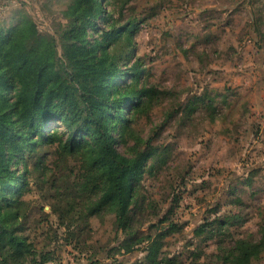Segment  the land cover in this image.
<instances>
[{"label": "rangeland", "instance_id": "obj_1", "mask_svg": "<svg viewBox=\"0 0 264 264\" xmlns=\"http://www.w3.org/2000/svg\"><path fill=\"white\" fill-rule=\"evenodd\" d=\"M69 2L0 0V28L9 35L32 21L59 42ZM101 2L100 27L137 24L130 39L120 32L114 41L123 51L121 74L139 62V79L131 84L128 74L110 90H154L151 100L127 112L131 130L116 142L129 157L152 147L141 181L146 204L137 217L146 239L119 252L124 235L114 217L95 213L85 199L89 227L80 232L81 224L68 242L33 174L26 196L33 206L30 240L38 251L51 252L48 263L54 264H153L146 256L156 240L160 264H264V0ZM100 27L89 31L95 58L113 52ZM111 127L121 135L119 124ZM9 155L11 168L23 173L22 152ZM70 166L78 172L76 162Z\"/></svg>", "mask_w": 264, "mask_h": 264}, {"label": "trees", "instance_id": "obj_2", "mask_svg": "<svg viewBox=\"0 0 264 264\" xmlns=\"http://www.w3.org/2000/svg\"><path fill=\"white\" fill-rule=\"evenodd\" d=\"M101 1L70 0L64 12L67 23L59 27V42L53 35L42 34L32 21L9 35L0 28V264L53 261L52 253L38 251L27 235L33 206L26 196L33 174L40 176L38 187L46 189L44 198L65 226L68 242L81 224L80 232L89 227V215L82 206L85 199L95 213L105 211L114 217L117 233L124 235L115 247L119 252H131L146 239L138 233L142 222L137 217L146 204L141 181L152 147L129 157L117 149L116 142L124 141L131 130L127 112L135 113L145 100H151L154 90L143 86L132 94L122 93L127 85L110 90L128 74L131 84L139 79V62L121 74L123 51L114 41L120 32L130 39L137 24L131 21L118 27L112 21L107 29L100 27ZM95 27L113 44V52L101 58L93 56L95 48L89 40V31ZM113 122L121 126L120 136H114ZM16 149L26 159L23 173L12 169L8 158ZM71 162H76L77 173ZM147 250L146 259L160 264L159 241Z\"/></svg>", "mask_w": 264, "mask_h": 264}, {"label": "crops", "instance_id": "obj_3", "mask_svg": "<svg viewBox=\"0 0 264 264\" xmlns=\"http://www.w3.org/2000/svg\"><path fill=\"white\" fill-rule=\"evenodd\" d=\"M46 264H54V263H46ZM60 264H64V263H60Z\"/></svg>", "mask_w": 264, "mask_h": 264}]
</instances>
